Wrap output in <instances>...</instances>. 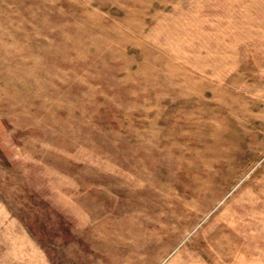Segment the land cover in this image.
Wrapping results in <instances>:
<instances>
[{"label": "rangeland", "instance_id": "374dc122", "mask_svg": "<svg viewBox=\"0 0 264 264\" xmlns=\"http://www.w3.org/2000/svg\"><path fill=\"white\" fill-rule=\"evenodd\" d=\"M0 264H264V0H0Z\"/></svg>", "mask_w": 264, "mask_h": 264}]
</instances>
